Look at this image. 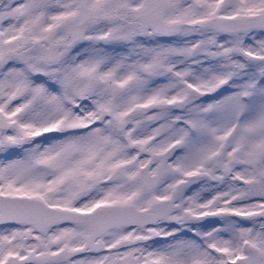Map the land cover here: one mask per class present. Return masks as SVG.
<instances>
[{"label":"snow or ice","instance_id":"1","mask_svg":"<svg viewBox=\"0 0 264 264\" xmlns=\"http://www.w3.org/2000/svg\"><path fill=\"white\" fill-rule=\"evenodd\" d=\"M0 264H264V0H0Z\"/></svg>","mask_w":264,"mask_h":264}]
</instances>
